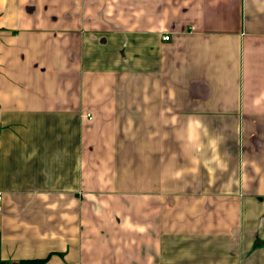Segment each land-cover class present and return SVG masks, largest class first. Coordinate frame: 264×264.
I'll use <instances>...</instances> for the list:
<instances>
[{"label":"crops","instance_id":"crops-1","mask_svg":"<svg viewBox=\"0 0 264 264\" xmlns=\"http://www.w3.org/2000/svg\"><path fill=\"white\" fill-rule=\"evenodd\" d=\"M0 198L1 264H264V0H0Z\"/></svg>","mask_w":264,"mask_h":264},{"label":"trees","instance_id":"trees-1","mask_svg":"<svg viewBox=\"0 0 264 264\" xmlns=\"http://www.w3.org/2000/svg\"><path fill=\"white\" fill-rule=\"evenodd\" d=\"M44 260H38V259H32V260H21L16 263H10V264H42ZM1 264V259H0Z\"/></svg>","mask_w":264,"mask_h":264},{"label":"built area","instance_id":"built-area-1","mask_svg":"<svg viewBox=\"0 0 264 264\" xmlns=\"http://www.w3.org/2000/svg\"><path fill=\"white\" fill-rule=\"evenodd\" d=\"M164 39H165V40H169V39H170V36L165 35V36H164ZM0 201H1V198H0Z\"/></svg>","mask_w":264,"mask_h":264}]
</instances>
